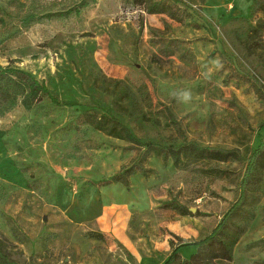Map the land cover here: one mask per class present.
<instances>
[{"label":"rangeland","instance_id":"1","mask_svg":"<svg viewBox=\"0 0 264 264\" xmlns=\"http://www.w3.org/2000/svg\"><path fill=\"white\" fill-rule=\"evenodd\" d=\"M79 1L0 0V64L47 90L30 110L0 117V240L26 264H164L214 228L246 162L164 164L117 135L116 122L143 142L195 140L248 156L264 124L253 79L264 83V0H162L180 20L138 0H88L66 13ZM31 10L51 15L22 27ZM130 166L151 171L129 175L128 188L104 184ZM171 198L189 213L164 208ZM254 210L229 264H264V186Z\"/></svg>","mask_w":264,"mask_h":264},{"label":"trees","instance_id":"2","mask_svg":"<svg viewBox=\"0 0 264 264\" xmlns=\"http://www.w3.org/2000/svg\"><path fill=\"white\" fill-rule=\"evenodd\" d=\"M95 2V0H92ZM143 4V10L149 14H166L172 19L180 20L177 12L170 4L162 0H138ZM89 5L88 0H80L76 6L66 10L71 13L75 10ZM46 10L44 14H39L31 10L20 17L22 27H29L33 22L38 21L43 15L50 16ZM253 11V10H252ZM55 13V12H54ZM252 13V12H251ZM3 20L0 18V22ZM256 85L264 90V83L256 77H253ZM47 92L46 87L31 72L7 64H0V117L11 112L19 104L26 110H30L33 105ZM119 131L117 135H122L132 143L144 147V156L153 155L160 157L162 163L166 164L168 160L173 166L179 165L185 158H195L202 160H211L215 162H225L228 159L244 160L246 166L243 177L239 185V194L224 212L214 228L201 239L180 243L176 245L164 264H229L233 261V250L236 243L246 232L248 226L255 217L254 204L264 186V137L261 130L264 124H260L257 130V144L250 154L244 157L238 148H223L220 146L204 145L195 140L183 141L178 144L156 143L153 141L143 142L139 140L122 122L117 121ZM1 138V135H0ZM149 168L139 166H130L123 171L114 174L104 184L121 183L124 187H129V175L137 172L148 174ZM209 171L218 174L224 173L219 168H211ZM163 207L172 210L178 214H187V206L171 198L163 202ZM186 246L196 247L194 253L189 258H182L180 249ZM0 264H26L18 262L9 257L4 251L2 241L0 240Z\"/></svg>","mask_w":264,"mask_h":264},{"label":"clouds","instance_id":"3","mask_svg":"<svg viewBox=\"0 0 264 264\" xmlns=\"http://www.w3.org/2000/svg\"><path fill=\"white\" fill-rule=\"evenodd\" d=\"M181 100H183L184 102L190 101L191 100V93L190 92H183L180 94L179 97Z\"/></svg>","mask_w":264,"mask_h":264},{"label":"water","instance_id":"4","mask_svg":"<svg viewBox=\"0 0 264 264\" xmlns=\"http://www.w3.org/2000/svg\"><path fill=\"white\" fill-rule=\"evenodd\" d=\"M135 264H137V263H135Z\"/></svg>","mask_w":264,"mask_h":264}]
</instances>
